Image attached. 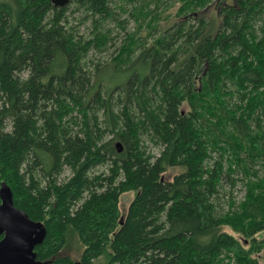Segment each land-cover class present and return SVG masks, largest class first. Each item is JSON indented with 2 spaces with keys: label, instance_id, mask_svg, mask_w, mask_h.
<instances>
[{
  "label": "trees",
  "instance_id": "obj_1",
  "mask_svg": "<svg viewBox=\"0 0 264 264\" xmlns=\"http://www.w3.org/2000/svg\"><path fill=\"white\" fill-rule=\"evenodd\" d=\"M179 1L161 32L163 0H125L136 30L90 66L113 41L110 0H0V188L47 229L40 264H262L264 0H219L215 35L211 0ZM235 175L244 196L222 203Z\"/></svg>",
  "mask_w": 264,
  "mask_h": 264
},
{
  "label": "rangeland",
  "instance_id": "obj_2",
  "mask_svg": "<svg viewBox=\"0 0 264 264\" xmlns=\"http://www.w3.org/2000/svg\"><path fill=\"white\" fill-rule=\"evenodd\" d=\"M219 0H211L208 7L205 9V16L207 17V20L209 21L211 32L213 35L217 33V29L220 26L221 23V16L219 14V6L217 7ZM228 3H232V0H227ZM111 8L114 10V12L117 15V18L119 19L117 21V25H111L113 29V35L112 39L113 41L111 44L105 49L104 52L98 53L91 51L89 54V57L86 59H89V65L95 66L96 63H103L107 64L111 61L112 57H114L117 52L118 48L122 45L124 38L126 37V34L129 32H133L137 28V24L134 21V19L130 16L131 12V6H126L124 8L125 11H122L120 9V5L125 4V0H110ZM182 6V2L179 0H163V3L161 5L163 11L166 13V16L170 15L171 18L169 20H162L161 21V32H164L166 29L170 28L176 21L174 19L175 12ZM75 6H72L68 12L69 15V24L73 25L77 31H80L81 35H85L84 39H88L89 36V24L90 22H86L87 25L83 24L82 19L79 14L75 10ZM165 16V17H166ZM87 31V32H86ZM146 35V32H142V36ZM137 56V54L135 55ZM92 60V62H90ZM118 96V93L115 94V97ZM8 129H11V124L8 122L7 124ZM152 150L156 153L157 150L152 148ZM217 158V160H220L218 156H214ZM213 159L210 161L209 168L212 169V165L214 166L216 159ZM179 171H174L170 169V175H174ZM71 177L70 172H65L62 176V180H68V178ZM232 181L225 178L223 181V186L221 188V197L222 203H225L231 196H233V199L235 200H241L244 196V187L243 183L241 181V175H235L233 178H230ZM229 180V181H228ZM232 182L235 183V185H232ZM134 194L130 193L127 195H124L121 199V211L122 214H126L130 202L133 200ZM229 231V230H227ZM84 251V247L80 243V241L77 238H73L68 247L65 251V254L70 255L76 262H80L82 253ZM108 258L106 256L101 257L100 259L96 260L92 264H107ZM260 262L264 264V251L262 252L260 256Z\"/></svg>",
  "mask_w": 264,
  "mask_h": 264
},
{
  "label": "water",
  "instance_id": "obj_3",
  "mask_svg": "<svg viewBox=\"0 0 264 264\" xmlns=\"http://www.w3.org/2000/svg\"><path fill=\"white\" fill-rule=\"evenodd\" d=\"M51 1L56 8L71 2ZM118 148L122 150L120 145ZM0 237V264H40L35 249L45 241L47 229L15 207L13 195L5 184L0 188Z\"/></svg>",
  "mask_w": 264,
  "mask_h": 264
}]
</instances>
